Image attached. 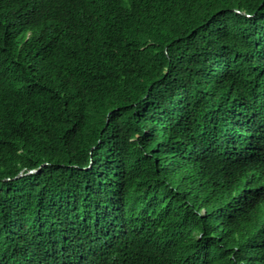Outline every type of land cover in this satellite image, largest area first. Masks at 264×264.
<instances>
[{
  "label": "trees",
  "instance_id": "trees-1",
  "mask_svg": "<svg viewBox=\"0 0 264 264\" xmlns=\"http://www.w3.org/2000/svg\"><path fill=\"white\" fill-rule=\"evenodd\" d=\"M0 264H264V0H0Z\"/></svg>",
  "mask_w": 264,
  "mask_h": 264
},
{
  "label": "water",
  "instance_id": "water-1",
  "mask_svg": "<svg viewBox=\"0 0 264 264\" xmlns=\"http://www.w3.org/2000/svg\"><path fill=\"white\" fill-rule=\"evenodd\" d=\"M28 171V173H34L36 170L35 169H29V170H27ZM21 174H18L17 176H20Z\"/></svg>",
  "mask_w": 264,
  "mask_h": 264
}]
</instances>
